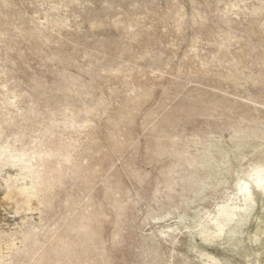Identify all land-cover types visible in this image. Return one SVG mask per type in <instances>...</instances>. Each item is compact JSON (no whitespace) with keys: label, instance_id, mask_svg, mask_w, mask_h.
<instances>
[{"label":"rangeland","instance_id":"rangeland-1","mask_svg":"<svg viewBox=\"0 0 264 264\" xmlns=\"http://www.w3.org/2000/svg\"><path fill=\"white\" fill-rule=\"evenodd\" d=\"M0 264H264V0H0Z\"/></svg>","mask_w":264,"mask_h":264}]
</instances>
